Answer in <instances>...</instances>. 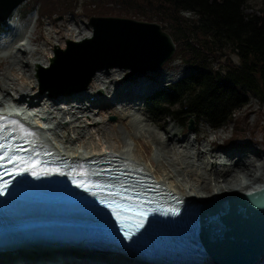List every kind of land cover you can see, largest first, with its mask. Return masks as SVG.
Listing matches in <instances>:
<instances>
[{"label": "bare ground", "instance_id": "obj_1", "mask_svg": "<svg viewBox=\"0 0 264 264\" xmlns=\"http://www.w3.org/2000/svg\"><path fill=\"white\" fill-rule=\"evenodd\" d=\"M33 28L34 24L31 21L25 29L22 38L25 39L20 40L8 51L12 57L5 72L0 76V112L8 113V116L28 124L53 146L69 155L111 153L132 159L163 180L170 189L188 198L207 200L212 196L251 184L249 181L253 178L239 179L236 184L229 185L221 182L218 174L204 176V182L200 184L199 164L193 167L191 162L188 163L189 161L176 156L173 157L175 163L171 164L168 157L162 155L163 149L169 146L166 147L163 144L165 142L152 134L153 131L147 132L156 129L157 124L142 110L144 96L149 92L151 83L145 75L136 77L127 87L118 88L112 82L115 77L110 76L107 68L101 67L92 74L88 89L77 93L57 95L52 90L53 86L48 89L49 91L38 86L32 76V66L45 65L51 61L52 51H55L56 47H62L67 38L79 39L89 35L91 31L85 26L69 24L62 31H58L59 38L47 32L49 46H44L29 44V41L34 39L30 37ZM3 53L7 51H1V54ZM176 75L178 74H173L167 69L160 73L164 81L172 80ZM97 86L104 89L103 96L94 94L92 89ZM62 99L66 101L64 108L57 103ZM108 112L115 113L114 121L105 119ZM92 126L99 134V142L91 144L86 136L88 138L87 134H92L90 129ZM73 139L78 140L76 147L70 145ZM155 142L160 143V146L154 145ZM216 168L221 170L224 167ZM201 171H205L204 165ZM262 180L264 177H255L257 183ZM71 251L76 255H71ZM0 264L166 263L154 262L126 252L88 249L78 245L57 247L3 244L0 245ZM185 264H235V262L226 256H209L202 262ZM257 264H264V256Z\"/></svg>", "mask_w": 264, "mask_h": 264}, {"label": "trees", "instance_id": "obj_2", "mask_svg": "<svg viewBox=\"0 0 264 264\" xmlns=\"http://www.w3.org/2000/svg\"><path fill=\"white\" fill-rule=\"evenodd\" d=\"M245 0H26L23 14L68 12L116 13L155 18L168 27L176 48L150 79L178 57L188 71L178 80L155 88L143 100L152 115H170L187 127V118L204 119L215 127L242 114L235 113L249 99L264 98V0L257 10L245 11ZM185 11L188 13L186 14ZM6 19V18H5ZM0 20V32L8 29ZM238 55L233 61L229 52ZM244 111H242L243 113ZM264 128V123L262 124ZM239 141L229 135L218 142L226 147Z\"/></svg>", "mask_w": 264, "mask_h": 264}, {"label": "water", "instance_id": "obj_3", "mask_svg": "<svg viewBox=\"0 0 264 264\" xmlns=\"http://www.w3.org/2000/svg\"><path fill=\"white\" fill-rule=\"evenodd\" d=\"M21 1L0 0V20ZM88 22L92 33L67 38L65 47L55 48L47 66L54 82L68 91L84 88L101 67L126 68L124 79L156 71L176 48L171 33L158 20L92 13ZM189 120L187 126L193 127L192 117ZM249 182L207 200L194 199L200 205V228L209 256H226L235 264H257L264 256V180Z\"/></svg>", "mask_w": 264, "mask_h": 264}, {"label": "rangeland", "instance_id": "obj_4", "mask_svg": "<svg viewBox=\"0 0 264 264\" xmlns=\"http://www.w3.org/2000/svg\"><path fill=\"white\" fill-rule=\"evenodd\" d=\"M25 4L26 0H22L12 9V11L5 19L8 29L0 32V76L3 72H5V68L12 57V55L9 54L8 51L13 49L14 46H16L20 42V40L25 39V37L24 39L22 38L24 36L27 25L31 21H33L34 28L30 37L34 39H31L29 41L30 45L44 44V46H49L47 32L53 37L59 38L58 31H62L69 24H75L79 27L85 26L90 29V34L92 33L91 25L88 22V17H86L84 13L79 12V4L75 8L78 11L75 12V14H70L68 12L59 14L54 13L50 15L45 14L41 17L40 20L38 19L35 10H31L26 15L23 14V7L25 6ZM261 4L262 0H245L243 8L245 11H254L257 10ZM185 13L187 14L188 12L185 11ZM152 19L157 20L155 18ZM164 28L168 30L167 26H165ZM65 46L66 42L62 47ZM3 50L4 52L7 51V53L1 54V51ZM53 55L54 51H52L51 57ZM229 56L233 61H238V55L234 51H230ZM49 64L50 60L45 65H33L31 69L34 82L38 86L40 85L43 89H46V91H49V88L47 86L48 84H50L51 82H56H54L53 80L51 70L47 69V66H49ZM103 68H107L111 73L110 76H113V78L115 77L112 81L114 82L115 87H127L129 85V82L136 79L132 78V80H126L123 78L126 68L117 65ZM163 69H167L173 74L178 75H176L172 80L164 81L160 77V73ZM187 71L188 69L183 68V65L181 64L179 58L174 57L158 71L155 77L153 76L150 78L151 83L148 93L153 91L155 88H158L159 86H163L169 82L178 80L183 75H185ZM90 81L91 79L84 88L79 90L71 89L70 91H68L65 87V89L63 88V84L59 83H55L54 85H52L54 86L52 87V90H54V93L57 95L67 94L71 92L77 93L83 89H88ZM92 90L97 96L104 95V89L101 87L97 86ZM57 103L63 108L66 106L65 99L58 100ZM142 110L157 124L156 129L147 132L152 133L153 131L152 134H154L156 137H159L162 142H165L163 144L166 145V147L169 146L167 149L164 148L163 154L162 151L161 154L168 157L167 159L171 161V164L175 163V159L173 157L176 156L179 159L189 161L188 163L191 162L193 167L199 164V166H201L202 168L204 165V172L201 171V168H198L200 169V184L204 182V176H207L208 174L212 176L218 174L219 178H221L222 180L221 182L224 181V183L229 185L236 184L239 179H255V177H264V128L262 126V124L264 123V98L262 100H259L255 96H250L248 101L240 109L236 110L235 113L242 114L236 127H234L231 120L227 123L211 127L204 119L194 120L193 116H189L187 118L188 124V122L190 121L189 118L192 117L191 122L193 124V127H184L179 121L175 120L170 115L159 114L156 116H152L146 110L145 104L143 105ZM242 111L244 112L242 113ZM105 119L107 121H114L116 119V115L113 112H108L105 115ZM90 129L94 136L92 134H87L88 138L86 136V139H88V142H90L91 144L99 142L98 132L94 130L93 126ZM229 135H232L233 139L239 142L226 147L221 146L218 142L223 141V139H225ZM77 144V139L71 140V146L76 147ZM153 144L156 146H160V143L155 142ZM218 166H223L224 168L218 170L216 168ZM70 254L76 255L75 253H72V251Z\"/></svg>", "mask_w": 264, "mask_h": 264}, {"label": "snow or ice", "instance_id": "obj_5", "mask_svg": "<svg viewBox=\"0 0 264 264\" xmlns=\"http://www.w3.org/2000/svg\"><path fill=\"white\" fill-rule=\"evenodd\" d=\"M2 119V118H0ZM21 131H24L21 129ZM4 132V128L0 126V141L6 139L2 133ZM32 133L24 132V138L27 140L28 136H31ZM31 143V141H27ZM23 152L27 151L23 148H14L10 144L0 143V167L5 168L6 172L9 170L5 167V161L8 164H14L15 168L11 170V172H15V174L19 175L21 172H31L33 176L38 177L40 175V171H37V168L43 163L34 158L25 159L22 156H14L11 153ZM36 156L39 153L35 154ZM11 172L9 174H11ZM85 173H81V176H84ZM8 187V184L5 183L2 187H0V195L4 194V190ZM77 187L84 188L85 190H91L92 188H98L101 191L104 190L105 186L101 184H93L90 182H80L77 183ZM111 187V186H107ZM110 196L113 197L111 201L108 203V207L112 209L113 214L116 219L120 221V226L124 231L125 237L130 238L132 234V229L135 228L139 230V228L143 227L144 221L147 216V209L144 208L143 204L139 199L134 198L132 195L127 194V190L110 192ZM138 195V194H137Z\"/></svg>", "mask_w": 264, "mask_h": 264}]
</instances>
